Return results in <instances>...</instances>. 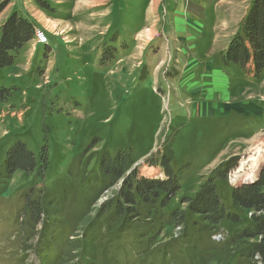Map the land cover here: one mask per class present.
<instances>
[{
  "label": "rangeland",
  "instance_id": "obj_1",
  "mask_svg": "<svg viewBox=\"0 0 264 264\" xmlns=\"http://www.w3.org/2000/svg\"><path fill=\"white\" fill-rule=\"evenodd\" d=\"M1 2L0 30L17 11L48 42L35 35L0 68V89L11 91L0 102V264H256L246 256L254 240L234 241L252 211L232 191L264 171V71L223 61L253 0ZM218 81L226 91H212ZM18 141L38 164L9 175ZM120 152L129 163L113 181L102 163ZM162 157L178 174L176 195L120 212L129 175L168 181ZM214 176L239 222L190 213L175 226L184 198Z\"/></svg>",
  "mask_w": 264,
  "mask_h": 264
},
{
  "label": "trees",
  "instance_id": "obj_2",
  "mask_svg": "<svg viewBox=\"0 0 264 264\" xmlns=\"http://www.w3.org/2000/svg\"><path fill=\"white\" fill-rule=\"evenodd\" d=\"M6 5L7 2L0 3V12ZM0 32V68H8L13 66L16 55L23 46L34 39L36 26L26 16L13 11L3 23ZM223 61L224 64L230 62L237 64L247 73H253L255 77L262 75L264 71V0H253L243 21L242 29L228 46ZM7 90L9 88L4 86L0 89V102H5L9 97L10 93L8 94V92L11 91ZM125 154L123 152L117 153L113 158L107 157L106 161L102 163L105 174L110 176L113 181L122 179L125 176L129 163V155ZM7 157L5 170L9 175L18 169L31 171L38 164L33 151L22 141H18L10 148ZM253 158H256L253 159L254 161L258 160L257 153ZM170 160V158L162 157L160 161L166 169L168 181L147 179L145 177L136 179L132 174L129 175L124 180L122 197L117 202L118 210L124 212L126 210L125 205L129 204L131 210L134 211L133 206L137 203H155L159 198L158 201L162 204L163 197H174L178 191L179 184L177 180L179 177L170 165ZM40 162L42 165L40 167L45 168L44 166H47L48 160L40 158ZM222 171L224 170L221 169L217 172L216 177L222 178L220 175ZM216 177L209 179L195 197L186 196L184 198L183 203H187L188 207L174 211L173 223L175 226L178 224L182 228L186 227L185 222H187V216L190 213L205 215L206 220L214 225L223 219H228L233 223L239 222L237 213L226 211L217 193ZM247 177L255 179L256 175L251 172ZM163 194L165 195L163 196ZM232 199L234 204L239 205L248 212L252 211V225L237 234L234 241L254 240V243L247 249L246 256L255 261L256 264H264V171L256 182L233 189ZM30 205L33 216L39 221L44 210L42 201L34 199L30 201Z\"/></svg>",
  "mask_w": 264,
  "mask_h": 264
},
{
  "label": "crops",
  "instance_id": "obj_3",
  "mask_svg": "<svg viewBox=\"0 0 264 264\" xmlns=\"http://www.w3.org/2000/svg\"><path fill=\"white\" fill-rule=\"evenodd\" d=\"M33 40H34V39H32L31 41H29L28 43H26V45L29 44L30 42H32ZM250 79H251V78H247V77H246V78H244V81L247 80L248 82H250V81H251ZM254 79H255V78H254ZM255 80H256V79H255ZM253 81H254V80H253ZM217 84H218V85H217L216 87L214 86L215 88H212V87H211V88H212V91H213V90H217V92H219V91L222 92L223 89H224V91H226V89L229 87V86H225V87H224L222 84H221V86H220V85H219V81L217 82ZM212 91H211V92H212ZM213 94H216V92H213ZM246 114H248V113H246ZM263 148H264V147H263Z\"/></svg>",
  "mask_w": 264,
  "mask_h": 264
},
{
  "label": "built area",
  "instance_id": "obj_4",
  "mask_svg": "<svg viewBox=\"0 0 264 264\" xmlns=\"http://www.w3.org/2000/svg\"><path fill=\"white\" fill-rule=\"evenodd\" d=\"M36 37L38 38L39 42L42 44H46L47 41V36L45 34V32L41 29H36V33H35Z\"/></svg>",
  "mask_w": 264,
  "mask_h": 264
},
{
  "label": "bare ground",
  "instance_id": "obj_5",
  "mask_svg": "<svg viewBox=\"0 0 264 264\" xmlns=\"http://www.w3.org/2000/svg\"><path fill=\"white\" fill-rule=\"evenodd\" d=\"M47 41H48V39H47ZM253 159H256V158H253ZM254 170H256V168H254ZM251 172H253V171H251ZM242 178V175H238L237 177H236V179H241ZM249 179H252V178H249Z\"/></svg>",
  "mask_w": 264,
  "mask_h": 264
}]
</instances>
